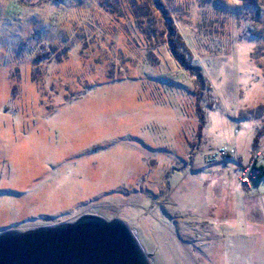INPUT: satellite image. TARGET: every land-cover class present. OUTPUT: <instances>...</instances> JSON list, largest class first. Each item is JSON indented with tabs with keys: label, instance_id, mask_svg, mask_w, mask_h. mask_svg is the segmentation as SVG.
<instances>
[{
	"label": "rangeland",
	"instance_id": "1",
	"mask_svg": "<svg viewBox=\"0 0 264 264\" xmlns=\"http://www.w3.org/2000/svg\"><path fill=\"white\" fill-rule=\"evenodd\" d=\"M247 1L0 0V234L95 215L152 264H264Z\"/></svg>",
	"mask_w": 264,
	"mask_h": 264
},
{
	"label": "water",
	"instance_id": "2",
	"mask_svg": "<svg viewBox=\"0 0 264 264\" xmlns=\"http://www.w3.org/2000/svg\"><path fill=\"white\" fill-rule=\"evenodd\" d=\"M0 264H152L120 219L83 215L73 223L0 234Z\"/></svg>",
	"mask_w": 264,
	"mask_h": 264
},
{
	"label": "trees",
	"instance_id": "3",
	"mask_svg": "<svg viewBox=\"0 0 264 264\" xmlns=\"http://www.w3.org/2000/svg\"><path fill=\"white\" fill-rule=\"evenodd\" d=\"M247 2H248L249 4H251V3L254 2V0H248ZM156 3H157V2H156ZM158 6H159V5H158ZM161 8H162V7H161ZM183 63H184V62H183ZM184 66H185V67L187 66V67L191 68L193 65H192V64H190V65H189V64H184ZM261 135H262V134L260 133V135H258V137L256 138V143H257V144L259 143V140H260V138H261ZM257 144H256V145H257Z\"/></svg>",
	"mask_w": 264,
	"mask_h": 264
}]
</instances>
